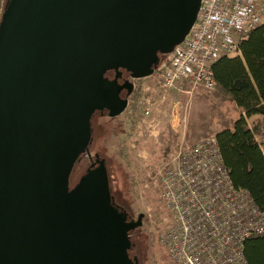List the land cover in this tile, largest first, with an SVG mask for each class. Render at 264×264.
<instances>
[{"label": "water", "instance_id": "obj_1", "mask_svg": "<svg viewBox=\"0 0 264 264\" xmlns=\"http://www.w3.org/2000/svg\"><path fill=\"white\" fill-rule=\"evenodd\" d=\"M201 0H8L0 18V264H137L91 118L120 116L118 84L151 77L192 28ZM108 71L115 78L105 77Z\"/></svg>", "mask_w": 264, "mask_h": 264}, {"label": "built area", "instance_id": "obj_2", "mask_svg": "<svg viewBox=\"0 0 264 264\" xmlns=\"http://www.w3.org/2000/svg\"><path fill=\"white\" fill-rule=\"evenodd\" d=\"M8 0H0V18ZM264 24V0H201L184 41L157 65L164 90L189 83L217 86L212 65L240 56V45ZM160 200L169 224L159 237L169 264H247L245 243L264 236V212L235 188L214 137L185 146L160 174Z\"/></svg>", "mask_w": 264, "mask_h": 264}, {"label": "rangeland", "instance_id": "obj_3", "mask_svg": "<svg viewBox=\"0 0 264 264\" xmlns=\"http://www.w3.org/2000/svg\"><path fill=\"white\" fill-rule=\"evenodd\" d=\"M231 57H236L233 55ZM126 110L116 118L96 114L91 120L89 155L104 161L114 202L142 225L130 233L129 252L137 264H169L159 237L169 224L160 200V174L178 150L231 130L241 111L219 89L207 92L183 83L164 90L155 75L133 80ZM257 128L256 141L264 147V119H247ZM84 154L75 164L73 188L89 169Z\"/></svg>", "mask_w": 264, "mask_h": 264}, {"label": "trees", "instance_id": "obj_4", "mask_svg": "<svg viewBox=\"0 0 264 264\" xmlns=\"http://www.w3.org/2000/svg\"><path fill=\"white\" fill-rule=\"evenodd\" d=\"M211 70L217 89L241 111L231 130L214 137L223 165L233 186L246 190L264 212V147L256 141L257 128L247 124L253 116L264 119V24L248 34L240 56L222 58ZM244 256L247 264H264V236L248 240Z\"/></svg>", "mask_w": 264, "mask_h": 264}, {"label": "flooded vegetation", "instance_id": "obj_5", "mask_svg": "<svg viewBox=\"0 0 264 264\" xmlns=\"http://www.w3.org/2000/svg\"><path fill=\"white\" fill-rule=\"evenodd\" d=\"M161 59H163V56L161 57V56H159V61L161 60ZM155 71H156V69H155ZM153 75H155V72H154V74ZM105 77H107L109 80H113L114 78H115V72L114 71H108L107 73H106V75H105ZM126 81H129V82H131L132 83V81L133 80H131L130 79V77H129V74H127V73H125V72H122V75H121V78L120 79H118V84L119 85H122L124 82H126ZM133 84V83H132ZM133 86H134V84H133ZM133 90H134V88L131 90V92L128 94V92H127V90L126 89H123L121 92H120V98L121 99H127V101H128V99L130 98V96L132 95V93H133ZM96 114H100V115H104V114H106L107 116H108V112L106 111V110H104V111H102V112H95L94 113V115L92 116V118H91V120L93 119V117L96 115ZM91 143V142H90ZM86 155V154H85ZM87 156V155H86ZM91 157V156H90ZM98 159L99 160H101L99 157H98ZM88 160L90 161V165H91V163H93L94 161H95V157H94V160L91 158V159H89L88 158ZM90 165H89V168H90ZM112 203H113V205L115 206V208L118 210V212L119 213H121L122 214V216L124 217V220H125V223H129V222H133V223H136L137 222V219H138V217H137V219L136 220H134V218L132 217V216H130L120 205H118L116 202H114V199L112 198ZM142 220H143V217L141 218V225H142ZM138 228V227H137ZM135 230V229H134ZM133 231V230H132ZM132 231H129V233H128V235H129V239H130V233L132 232ZM131 242V241H130ZM131 248H132V243H131ZM131 248L129 249V251H128V255H129V252H130V250H131ZM129 258L131 259V260H136V258L135 257H133V256H130L129 255ZM136 262H137V260H136Z\"/></svg>", "mask_w": 264, "mask_h": 264}]
</instances>
